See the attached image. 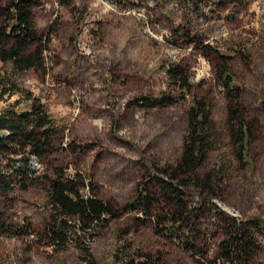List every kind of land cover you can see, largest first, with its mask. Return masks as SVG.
<instances>
[{"label": "rangeland", "instance_id": "rangeland-1", "mask_svg": "<svg viewBox=\"0 0 264 264\" xmlns=\"http://www.w3.org/2000/svg\"><path fill=\"white\" fill-rule=\"evenodd\" d=\"M33 16L42 33L55 31L46 71L12 77L11 95L0 98V115L10 108L28 110L34 101L47 106L62 140L51 164L32 159L36 176L54 166L67 176L80 173L99 198L126 207L148 176L175 166L194 99H206L224 141L199 174L224 157L232 167L222 189L204 198L229 217L260 224L254 264H264V0H42ZM184 30L192 33V45ZM177 63L189 67L194 90L172 107L138 105V99H156L168 90L165 71ZM225 64L249 121L258 122L245 168L227 133L228 91L219 74ZM1 67L10 76L11 67ZM0 162L13 184L5 190L0 183V220L8 225L0 231V264H86L77 243L55 251L16 232L24 223L35 233L44 229L52 214L48 185L16 174L21 156ZM185 199L200 204L198 189L190 186ZM136 217L129 211L85 237L96 264H138L145 254L151 255L148 264H201L177 240L158 236L152 224L136 226ZM212 224L217 221L211 218ZM216 231L209 226L202 238L210 260L224 239Z\"/></svg>", "mask_w": 264, "mask_h": 264}, {"label": "trees", "instance_id": "trees-1", "mask_svg": "<svg viewBox=\"0 0 264 264\" xmlns=\"http://www.w3.org/2000/svg\"><path fill=\"white\" fill-rule=\"evenodd\" d=\"M41 2L0 0V98L11 95L12 77L29 70L46 71L45 53L50 52L55 31L42 33L35 23L33 9L39 7ZM183 32L188 44L192 45L195 42L192 33ZM220 57L225 58L222 54ZM2 65L11 67L10 76L5 74ZM226 66L219 74L228 91L227 133L233 141L240 168H245L258 122L249 121L248 109L241 103L239 93L232 89L234 78ZM165 72L169 79L168 90L156 99H138V105L172 107L194 90L187 65L171 64ZM212 109L206 99H194L180 159L175 166H167L161 172L148 176L126 207L99 198L93 185L87 184L80 173L67 176L63 168L54 166L46 169L43 176H36L37 171L31 169L32 159L51 164L52 156L59 150L62 133L47 106L40 101H34L28 110H5L0 115V157L9 159L21 156L22 164L16 174L32 182H45L52 210L48 223L40 233H35L29 223L15 227L16 232L32 236L35 242L53 247L55 251L66 249L72 242L77 243L85 256V263L96 264L85 237L108 228L113 221L130 211L137 215L136 226L152 224L158 236L177 240L201 264H254L260 253L256 238L260 224L252 225L229 217L211 199L207 201L204 198V195L215 196L222 189L232 167L230 160L224 157L210 172L204 176L199 174L211 151L224 141L223 131L211 119ZM3 166L0 162V183L5 190H10L13 184L7 181L8 175L2 170ZM190 186L198 189L201 202L196 206L185 199ZM204 215H212L217 224L211 225V218H207L208 224L202 223ZM209 226L215 227L216 232L222 231L224 236L218 245V256L212 260L208 258V243L202 239ZM7 229L8 225L0 220V231ZM72 236H75V242ZM141 257L146 261L138 264H148L151 255Z\"/></svg>", "mask_w": 264, "mask_h": 264}]
</instances>
